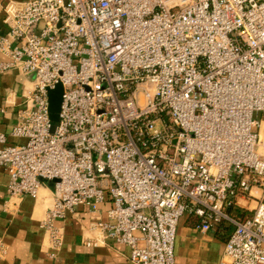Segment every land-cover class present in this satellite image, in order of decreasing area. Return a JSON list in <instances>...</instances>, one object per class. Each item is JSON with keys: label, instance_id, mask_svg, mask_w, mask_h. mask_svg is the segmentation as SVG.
<instances>
[{"label": "built area", "instance_id": "built-area-1", "mask_svg": "<svg viewBox=\"0 0 264 264\" xmlns=\"http://www.w3.org/2000/svg\"><path fill=\"white\" fill-rule=\"evenodd\" d=\"M4 13L0 75L32 87L10 132L23 144L0 134V169L10 198L50 184L51 258L56 222L86 208L83 244L124 246L132 264H174L184 215L201 233L233 226L219 264H264V0H21ZM240 198L256 202L242 219L228 212Z\"/></svg>", "mask_w": 264, "mask_h": 264}, {"label": "crops", "instance_id": "crops-1", "mask_svg": "<svg viewBox=\"0 0 264 264\" xmlns=\"http://www.w3.org/2000/svg\"><path fill=\"white\" fill-rule=\"evenodd\" d=\"M11 1L21 0H0V35L6 31L4 8ZM31 87L32 78L16 71L0 75V109L3 110L0 134L7 137L8 144H23V140L11 138L10 132L18 122L23 96ZM7 184L8 176L0 169V264H132L127 260L129 250L124 246L110 241L94 247L83 244V238L93 236L88 231L92 215L86 208H78L65 220L56 222L63 229L64 239L60 252L51 258L46 234L40 227L52 204L51 189L44 185L36 199H17L7 195ZM255 206V201L240 198L236 208L230 210L231 215L250 216ZM110 207L105 198L99 210L103 215ZM236 209L239 212L234 213ZM197 224L196 218L187 215L179 219L173 245L174 264H219L233 226L224 222L212 231L201 233Z\"/></svg>", "mask_w": 264, "mask_h": 264}, {"label": "water", "instance_id": "water-1", "mask_svg": "<svg viewBox=\"0 0 264 264\" xmlns=\"http://www.w3.org/2000/svg\"><path fill=\"white\" fill-rule=\"evenodd\" d=\"M62 97V88L60 85H56L52 90H47V99H48V114L50 122V133L55 129V126L58 122V114L61 104ZM53 183L55 181H52ZM47 186L50 188V184Z\"/></svg>", "mask_w": 264, "mask_h": 264}, {"label": "trees", "instance_id": "trees-1", "mask_svg": "<svg viewBox=\"0 0 264 264\" xmlns=\"http://www.w3.org/2000/svg\"><path fill=\"white\" fill-rule=\"evenodd\" d=\"M237 211H238V209H236L234 213H236ZM228 212L231 214V211H230V210H229ZM238 212H239V211H238ZM235 216H237V217H239V218H241V219L244 218V217H247V216H245V215L242 214V213H241L240 215H235ZM219 226H220V225H219Z\"/></svg>", "mask_w": 264, "mask_h": 264}, {"label": "rangeland", "instance_id": "rangeland-1", "mask_svg": "<svg viewBox=\"0 0 264 264\" xmlns=\"http://www.w3.org/2000/svg\"><path fill=\"white\" fill-rule=\"evenodd\" d=\"M257 118H258V119H261L262 117H261V115H258Z\"/></svg>", "mask_w": 264, "mask_h": 264}]
</instances>
